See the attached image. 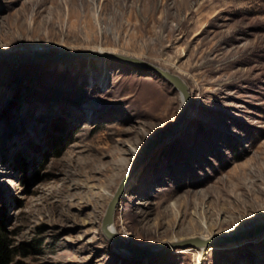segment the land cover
Returning a JSON list of instances; mask_svg holds the SVG:
<instances>
[{
  "label": "rangeland",
  "instance_id": "374dc122",
  "mask_svg": "<svg viewBox=\"0 0 264 264\" xmlns=\"http://www.w3.org/2000/svg\"><path fill=\"white\" fill-rule=\"evenodd\" d=\"M87 50L177 74L182 120L167 132L181 96L153 71L57 57ZM0 52L34 58L0 59L7 264H264V0H0ZM136 161L127 250L101 221ZM204 234L200 260L165 243Z\"/></svg>",
  "mask_w": 264,
  "mask_h": 264
},
{
  "label": "water",
  "instance_id": "95a60500",
  "mask_svg": "<svg viewBox=\"0 0 264 264\" xmlns=\"http://www.w3.org/2000/svg\"><path fill=\"white\" fill-rule=\"evenodd\" d=\"M81 56H91V57H97V58L113 59L119 62L138 66L140 68L153 71L154 73L160 75L161 77L166 79L169 83H171L174 86V88L180 93L181 104H180L178 113L176 115V118L172 126L167 130V132L172 131L177 126V124L184 117L187 108L191 104L188 86L177 74H174L168 70L161 68L160 66L154 65L143 59L129 56V55L120 54V53H115V52H107V51L99 52V51H89V50L84 51V52H77V53L60 54L57 57L71 58V57H81ZM0 59H5L9 61H14V62H22V61L29 62L31 61V59H34V58H22L21 56H9V55H6L5 53L0 52ZM136 165H137V161L131 165V167L126 171L124 176L119 181L115 191L113 192L110 200L107 203V206L105 208L104 215L101 221V231L104 234V236L107 237L109 240H111L112 243L116 247L125 248L127 250H131L129 249L128 244L125 243L118 234L109 230L108 225L112 224L113 222L116 205L121 197L122 191L125 189L130 177L132 176ZM253 230L254 229L252 230L250 229L248 231L251 232ZM213 241H214L213 238L212 239H202L200 237H190V238L183 239L180 241L172 242L171 246L179 247V248L199 247V246L209 245Z\"/></svg>",
  "mask_w": 264,
  "mask_h": 264
},
{
  "label": "bare ground",
  "instance_id": "6f19581e",
  "mask_svg": "<svg viewBox=\"0 0 264 264\" xmlns=\"http://www.w3.org/2000/svg\"><path fill=\"white\" fill-rule=\"evenodd\" d=\"M115 156H116L115 154H111V155H110V159H109L110 164H111V162H112V161H111L112 159L115 160ZM115 162H117V160H115ZM96 164H98V163H96ZM100 167H101L100 164L95 165L94 168H92V170H94V171H97L98 169L100 170ZM138 178H139V177H138ZM138 180H139V179H138ZM133 183H135V178L133 179ZM123 191H124V190H123ZM123 191H122V192H123ZM121 194H122V193H121ZM112 225H113V222H112V224H109V225H108V228H109V230L115 232L114 229H113V226H112ZM207 237H208L207 234H204V235L201 236L202 239H206ZM176 240H177L176 238H175V239L173 238V240L165 241V243H170V242H172V241H176ZM198 249H199V251H198V259H197V260H200V258H201V253H202V251H203V248H202V246H199ZM197 263H198V262H197Z\"/></svg>",
  "mask_w": 264,
  "mask_h": 264
},
{
  "label": "trees",
  "instance_id": "16d2710c",
  "mask_svg": "<svg viewBox=\"0 0 264 264\" xmlns=\"http://www.w3.org/2000/svg\"><path fill=\"white\" fill-rule=\"evenodd\" d=\"M8 259H7V250L6 246L0 236V264H7Z\"/></svg>",
  "mask_w": 264,
  "mask_h": 264
}]
</instances>
